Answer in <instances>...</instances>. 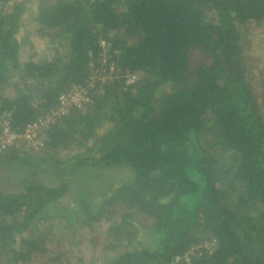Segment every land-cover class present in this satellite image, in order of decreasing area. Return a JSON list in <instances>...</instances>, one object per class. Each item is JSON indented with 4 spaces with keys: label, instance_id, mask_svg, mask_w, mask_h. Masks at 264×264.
<instances>
[{
    "label": "trees",
    "instance_id": "16d2710c",
    "mask_svg": "<svg viewBox=\"0 0 264 264\" xmlns=\"http://www.w3.org/2000/svg\"><path fill=\"white\" fill-rule=\"evenodd\" d=\"M262 24L264 0H0V123L17 134L86 85L101 40L118 52L39 151L0 154V264H84L55 226L102 230L99 264H176L206 240L191 264H264V91L244 62Z\"/></svg>",
    "mask_w": 264,
    "mask_h": 264
},
{
    "label": "built area",
    "instance_id": "2783aa9c",
    "mask_svg": "<svg viewBox=\"0 0 264 264\" xmlns=\"http://www.w3.org/2000/svg\"><path fill=\"white\" fill-rule=\"evenodd\" d=\"M100 58L101 66L98 69L90 62L91 75L86 81V85H72L70 90L63 93L59 97V104L57 108L49 111L47 114L39 117L33 123H30L25 128L22 134L14 132L8 120L0 123V154L14 147L16 144L23 143L25 148L29 151L37 152L42 148L43 133L48 129L58 118L67 115L70 110L78 109L84 110L93 102L91 90H93L98 82L105 83L106 81H113L117 78V65L112 60L117 54V50H113L112 43L108 40H101ZM113 51V53H111ZM111 61V62H110ZM126 85L136 84L138 77L126 71L124 73ZM216 248L215 240H206L187 250L184 254L175 258L176 264H191L192 259L200 257L203 254H212Z\"/></svg>",
    "mask_w": 264,
    "mask_h": 264
},
{
    "label": "rangeland",
    "instance_id": "374dc122",
    "mask_svg": "<svg viewBox=\"0 0 264 264\" xmlns=\"http://www.w3.org/2000/svg\"><path fill=\"white\" fill-rule=\"evenodd\" d=\"M31 28H32L31 24H28L26 26L27 29L26 32L29 34V36L31 35V30H32ZM244 39L249 40V43L245 44V51H244V62L248 69L247 70L248 79L253 84L254 90L257 92V95L261 98V93L264 91V87L258 82L260 80V77L262 76L261 73L262 74L264 73V24L259 26H253L250 30V35L247 36V38L244 37ZM193 59L195 62H199L202 61L203 56L201 53L196 52L193 55ZM263 111H264V106H263ZM106 129L107 128L105 127L104 131ZM19 145L25 146L23 143H20ZM29 152L33 153V151H29ZM71 153L74 154V152ZM71 153H66V151H61L59 152V155L64 156L66 154H71ZM115 171L116 172L114 173L116 175L114 177H116L119 174V170H115ZM119 179L120 176L119 178L116 177V179L113 180L114 184L118 183ZM96 183H99V185L94 187L93 191L101 190L103 188V184H105L104 181L103 183H101V181ZM52 233L57 236V238H55L54 241H57L60 239V237H62L61 240L62 244L60 245L59 248L61 251H63V253H65L64 255L65 258L70 259L71 261H73V257L77 260L81 259L84 262V264H92V263L99 264L103 262V259L101 258V255L99 253V250L102 249L104 246V235L102 230L98 229L92 232L86 230L83 232L82 235H79L78 238H75L74 236H72V234H70V231L55 226L53 228ZM91 239H96L97 242L91 243ZM44 260H45V255L38 256L35 258L34 264H41L42 262H44Z\"/></svg>",
    "mask_w": 264,
    "mask_h": 264
}]
</instances>
